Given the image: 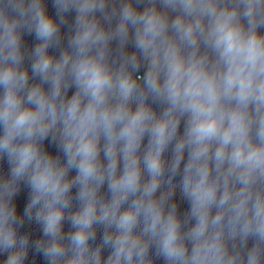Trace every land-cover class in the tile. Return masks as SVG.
Here are the masks:
<instances>
[{"label": "clouds", "instance_id": "clouds-1", "mask_svg": "<svg viewBox=\"0 0 264 264\" xmlns=\"http://www.w3.org/2000/svg\"><path fill=\"white\" fill-rule=\"evenodd\" d=\"M0 264H264V0H0Z\"/></svg>", "mask_w": 264, "mask_h": 264}, {"label": "water", "instance_id": "water-1", "mask_svg": "<svg viewBox=\"0 0 264 264\" xmlns=\"http://www.w3.org/2000/svg\"><path fill=\"white\" fill-rule=\"evenodd\" d=\"M183 207V206H182Z\"/></svg>", "mask_w": 264, "mask_h": 264}]
</instances>
